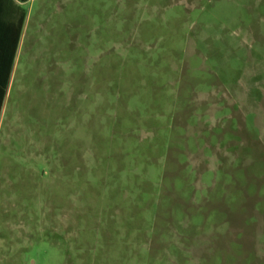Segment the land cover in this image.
Listing matches in <instances>:
<instances>
[{
	"label": "rangeland",
	"instance_id": "1",
	"mask_svg": "<svg viewBox=\"0 0 264 264\" xmlns=\"http://www.w3.org/2000/svg\"><path fill=\"white\" fill-rule=\"evenodd\" d=\"M0 264H264V0H34Z\"/></svg>",
	"mask_w": 264,
	"mask_h": 264
},
{
	"label": "crops",
	"instance_id": "2",
	"mask_svg": "<svg viewBox=\"0 0 264 264\" xmlns=\"http://www.w3.org/2000/svg\"><path fill=\"white\" fill-rule=\"evenodd\" d=\"M33 1L0 0V119L11 92L14 62L26 36L29 9ZM13 49L16 53L12 61Z\"/></svg>",
	"mask_w": 264,
	"mask_h": 264
},
{
	"label": "trees",
	"instance_id": "3",
	"mask_svg": "<svg viewBox=\"0 0 264 264\" xmlns=\"http://www.w3.org/2000/svg\"><path fill=\"white\" fill-rule=\"evenodd\" d=\"M16 41L14 42V47H16ZM15 53H16V50L15 49H13L12 50V61L14 60V57H15ZM0 107H1V101H0Z\"/></svg>",
	"mask_w": 264,
	"mask_h": 264
}]
</instances>
